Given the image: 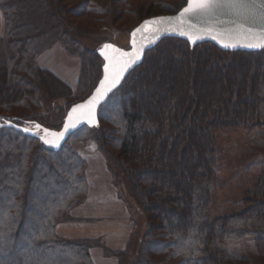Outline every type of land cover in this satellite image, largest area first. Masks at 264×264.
Segmentation results:
<instances>
[{
  "label": "trees",
  "instance_id": "trees-1",
  "mask_svg": "<svg viewBox=\"0 0 264 264\" xmlns=\"http://www.w3.org/2000/svg\"><path fill=\"white\" fill-rule=\"evenodd\" d=\"M30 1L0 0V17L2 13L7 30L4 37L0 36V107L8 113L19 105L27 107L24 99L9 105L8 97L17 92L30 93L32 97L37 91L35 81L8 70L12 65L16 71L27 70L25 59L36 52L45 37L29 35L33 23L26 19L23 10ZM108 1L115 4L120 0ZM153 1L142 11V17L164 11L176 13L186 4V0H180L166 8L159 4L164 0ZM78 7L84 13H100L103 6L97 0H82ZM47 48L38 50L36 65L29 74L39 71L53 81L50 72L37 62ZM229 53L237 61L232 68L238 70L237 76L230 79L231 89L227 82H221L214 92L209 85L211 77L206 75L196 79L202 93L198 99L189 66L211 64ZM21 56L24 60L15 65V59ZM71 56L80 59L81 71L77 90H71L77 96L68 110L93 92L102 77L104 63L98 52H92L90 58L79 53ZM219 64L222 65L220 60ZM86 65L93 67L92 75L86 74ZM159 67L164 68L168 83L156 81L147 85L148 75ZM184 71L186 75H182ZM220 73L219 70L213 79H218ZM245 86L247 93L237 100ZM25 114L15 116L14 122L46 126V117L39 112ZM0 118L6 119L2 113ZM261 120L264 121V49L225 52L211 42L191 47L185 40L165 38L146 52L143 62L100 107L99 126H84L71 135L66 143L73 152L66 143L58 152L49 151L37 138L4 127L0 121V264H95L91 249L98 246L99 240L69 238L59 233L60 225L80 221L73 211L84 204L88 195L87 161L72 140L95 142L104 156L103 144L117 148L118 156L112 157L114 163L127 175L132 194L143 200L144 210L153 212L148 217L149 230L141 251L125 264H251L245 256L228 249L249 239L254 241L264 264V174L248 191L253 201H246L242 213L214 219L209 213L211 192L216 185L213 132L254 123L260 127ZM189 137L195 146L185 142ZM181 143L184 144L180 147ZM44 152L52 154L53 160ZM173 173L178 177L174 178ZM178 191L185 200L167 204Z\"/></svg>",
  "mask_w": 264,
  "mask_h": 264
},
{
  "label": "rangeland",
  "instance_id": "rangeland-1",
  "mask_svg": "<svg viewBox=\"0 0 264 264\" xmlns=\"http://www.w3.org/2000/svg\"><path fill=\"white\" fill-rule=\"evenodd\" d=\"M81 1L31 0L27 3L23 11L26 14V19L33 23V28L31 32L29 30V35H34L39 38L45 37L36 52L31 57L25 59L27 70L16 71V66L14 65L8 70L12 74L18 73L23 77H28L32 81H35L37 83V91L36 93H32V97H30V93L23 94L21 92L14 93L12 95L13 97H8L7 102H9V105L12 104V101L24 99L27 107L24 108L23 105L18 104V107H13V113L5 112L0 107V113L7 120L14 122L16 120L15 116H24L29 111H36L41 116L46 117V120L44 119L45 127L59 130L67 114L68 106L75 101L77 95L75 92L71 93V89L69 90V87L53 73H48L53 81L39 71H34L33 75L29 74L30 68L36 65L38 50L61 42L68 56L79 53L90 58L92 52H98L107 42H112L121 48L128 49L130 47V33L132 29L140 24L143 19L148 18L142 17L140 14L149 3L154 2L153 0H120L112 4V1L97 0L103 6L101 7L102 11L100 13H84L82 8L78 7ZM178 1L180 0H164L163 2L159 1V4H164L166 8H172V5ZM170 13L164 11L163 13H156V15H151L150 17ZM6 32L5 17L1 13L0 36L4 37ZM61 40L64 41L70 54L67 52ZM177 56L179 57L180 55L178 54ZM22 60H24L22 56L18 57L15 59L14 64H20ZM219 60L222 65L219 64ZM219 60L215 59L211 64L210 62H205L197 65L195 68L189 66V77H193V80H195L193 87L195 89V96L198 99L201 98L202 93L197 88L196 79L201 77L205 78L206 75L211 77V79L209 78V85L213 86L214 92L218 90L217 88L221 82H227L229 90L231 89L230 83L232 81L230 79H232V76H237L238 74V70L232 68V65H236L237 61H235L233 55L230 53L220 55ZM249 61L252 64V61ZM59 64L63 66V63L60 61ZM86 66V74L92 75L93 67ZM219 70L221 72L220 76L218 79H213L212 76H217ZM184 74L185 71L182 75ZM148 76L147 85H151L152 82L156 81L162 82L163 85L168 83L165 79L164 68L159 67L153 75L149 74ZM152 78L153 80H151ZM206 89L209 90V88ZM246 90H248L247 86L240 90L237 100L243 97V93H247ZM207 95H209V92ZM33 97L36 98L35 101L37 100L35 104ZM217 106L222 107V104L218 103ZM61 110L63 111L60 112ZM52 112L56 115L59 113L60 116H54ZM103 113L101 111V115ZM258 123H260V127L257 126V123H254L251 126L244 125L237 128H218L213 132L216 156L214 164L216 170V185L211 192V204L209 206L211 219L242 213L246 209V203L250 199L253 201V196L251 197L248 191L256 187L264 174V121L261 120ZM72 141L71 143L73 145L77 144L75 143L76 141L74 143ZM185 142L193 144L192 137L187 138ZM67 143L65 144L67 149L69 148L73 152L70 144ZM183 144L181 143L180 147ZM193 146L195 145L193 144ZM103 148L106 156L105 161H95V164L90 165V171L92 176H101L103 173L107 175V183L111 181L114 184L113 186H116L118 189L120 202H118L115 210L109 209L108 211L104 208L107 206L102 207V209L98 208L99 210H103L102 212H107L101 213L102 215L109 216L110 212L112 216H107L105 221L98 222L94 226H89L86 229L85 235H100L105 233V237L102 236L106 243L103 249L107 256L113 258L110 259L111 261H107V264H125L126 261L131 262L133 257H136L141 251L142 241L149 230L150 220L148 217L149 214L150 216L153 215L151 214L153 212L148 214L147 210H144L143 200L138 195L132 194L127 182V175L114 163L112 157L118 156V149L110 145L107 147L104 144ZM67 149L64 150V153L67 152ZM45 154L46 157L53 160L54 156L52 154ZM182 154L183 160L185 158L184 150ZM168 169V166L165 165V170L168 171ZM172 176L177 178L178 174L173 173ZM81 189L83 191L85 190L84 182L81 185ZM99 196V193L92 194L93 198L91 197L88 202L89 204L81 211V215L90 214L96 208L95 205L97 200H99ZM174 196L169 201L172 203L168 202L167 204L175 205L185 200L181 191H178ZM114 203L116 204L117 201ZM79 206L74 209L73 216L76 215V212H80L81 208ZM121 211L125 213V218H122ZM113 218H115V221L112 222L111 219ZM108 220H111V222ZM118 222L120 223L119 225L117 224ZM75 224L69 223L67 224L69 226L60 225V233L62 232L61 234L64 235L77 234V228L79 227ZM129 227L128 236L126 233L123 237L122 232ZM122 244H125V246L119 248L118 246H122ZM228 249L231 253L245 256L251 264H263L260 253L252 239L233 244ZM122 253L124 254L120 259L119 255ZM96 256L100 261L103 259V263L101 262V264H105V259L101 253L96 254Z\"/></svg>",
  "mask_w": 264,
  "mask_h": 264
},
{
  "label": "snow or ice",
  "instance_id": "snow-or-ice-1",
  "mask_svg": "<svg viewBox=\"0 0 264 264\" xmlns=\"http://www.w3.org/2000/svg\"><path fill=\"white\" fill-rule=\"evenodd\" d=\"M186 3L187 6L178 16L146 20L135 29L131 33L132 51L105 43L99 50V55L106 62L103 64L104 77L95 94L85 103L72 107L62 131L53 132L43 128L39 140L44 145L59 148L65 135L81 121H86L90 126H99L96 119L97 105L113 92L124 73L143 53L145 44L142 42L137 45L138 33H150L152 43L162 35L175 34L186 37L193 44L207 37L216 40L225 49L234 50L237 46L264 49V0H186ZM35 129L37 131L33 132L25 127L23 131L37 135L41 125L36 124Z\"/></svg>",
  "mask_w": 264,
  "mask_h": 264
},
{
  "label": "crops",
  "instance_id": "crops-1",
  "mask_svg": "<svg viewBox=\"0 0 264 264\" xmlns=\"http://www.w3.org/2000/svg\"><path fill=\"white\" fill-rule=\"evenodd\" d=\"M59 61L63 63V66H60ZM37 62L42 69L53 73L71 90H77L81 71V61L76 56H68L61 43H55L44 51H42L41 54L38 56ZM75 143H77L76 145L74 144L76 150L87 161L88 195L84 204L80 206V212L77 213L75 211L76 216L79 217L80 221L71 222L76 223L75 225L79 227L77 228V234L64 235L61 234L62 232L60 233V231L59 233L69 238H88L99 240L100 242L98 246L91 249V257L93 258L95 264H101V262L103 263V259L102 261H100L99 258L96 256V254L98 255L99 253H101L103 258L105 259V264H107V261H111L110 259L113 258L107 256L105 254V250L103 249V246L106 244L103 240V237H105V233H102L100 235H85V233L86 229L89 226H94V224L96 225V223L103 222L106 220L108 215H102L101 213L107 212H102L103 210H99L98 208L102 209V207L107 206L104 207L106 208V210H115V207L118 205V202H120V195L117 191V187H114V184L111 181L107 183V175L103 173L101 176H92L91 174L90 167L95 164L94 162H100L103 160L105 161L106 159L101 150L99 149L98 145L92 141H76ZM94 193L100 194L99 200H97V203L95 205L97 209H93L90 214L87 213L88 215H81V211L86 207L87 204H89L88 202L90 201L92 194ZM115 201H117L116 204L114 203ZM106 202L107 204H105ZM121 213L122 218H125V213L123 211H121ZM110 216H112V214L109 212L108 217ZM111 220L113 222L115 221V218ZM111 220L108 221L111 222ZM67 224L69 223L62 224L61 226H69ZM117 224L119 225L120 223L118 222ZM129 229L130 227L122 232L123 237L126 235V233L128 236ZM124 246L125 244H122V246L120 245L118 247L123 248Z\"/></svg>",
  "mask_w": 264,
  "mask_h": 264
},
{
  "label": "water",
  "instance_id": "water-1",
  "mask_svg": "<svg viewBox=\"0 0 264 264\" xmlns=\"http://www.w3.org/2000/svg\"><path fill=\"white\" fill-rule=\"evenodd\" d=\"M186 6H187V3H186V4H185V5H184V6H183L178 12H176V13H174V14H164V15H158V16H153V17L146 18V19L143 20L138 26H136V27L131 31V33H132L135 29L141 27V26L143 25V22L146 21V20H152V19H157V18H162V17H163V18H167V17H176V16H178V15L180 14V12H181V11L183 10V8L186 7ZM222 19H224V18H222ZM193 22H194V23H197L196 21H193ZM131 33H130V47H129L128 49L121 48V47H119L118 45H116V44H114V43H112V42H107V43H111V44H113L115 47L121 48L122 50H125V51H132V47H131L132 36H131ZM150 35H151L150 33H138V34H137V45L139 46V44L142 43V42L145 44V47H144L143 53H142L140 59H139L134 65H132V66H131V67H130V68L124 73L123 78L121 79L120 83L116 86V88L113 89V92H112V93H109L108 96L105 97V99H104L103 101H101V102L97 105V108H96V119H97V121H98V125H99V109H100V107H101L104 103H106L107 100L109 99V97H110V96H111V95H112V94H113V93H114V92H115V91L121 86V84L124 82L125 78H126V77H127V76H128V75H129V74H130V73L136 68V67H138V66L143 62L146 52L149 51L150 49L154 48L155 46H157V45H158L163 39H165V38H177V39L185 40V41H187V42L190 44L191 47H195L197 44H200V43L211 42V43L215 44L219 49H221L222 51H225V52H237V51L258 52V51L263 50V49H251V48H246V47H242V46H237V48H235L234 50H233V49H225V48L222 47V45H221L220 43H218L216 40H213V39H210V38H207V37H205L204 39L199 40V41H197L195 44H193V43H192L191 41H189L186 37H184V36H180V35H175V34H173V35H162V36L160 37V39H158V40H156L154 43H152V42L150 41ZM100 49H101V48H100ZM100 49H99V50H100ZM99 50H98V54H99ZM102 59H103V57H102ZM103 62L106 63L104 60H103ZM104 63H103V64H104ZM103 77H104V72H103V67H102V77H101L100 80H102ZM100 80H99V82H100ZM99 82H98L97 86L95 87V89L93 90V92H92V93H91V94H90L85 100L80 101V102H77V103L73 104V105L69 108V110H68V112H67V114H66V116H65V118H64V122H63V124H62V127H61L59 130H56V129H50V128H48V129H49L50 131H53V132H59V131H62V130H63V125H64V123L67 121L68 113L71 112L72 107L75 106V105H77V104H83V103H85V102H86V101H87L92 95H94V94H95V90H96V88L99 87ZM0 121L2 122V125H3L4 127H8V128H11V129L16 130V131H18V132H22L23 134L28 135V136H31V137H34V138H37L38 140H39V135H43L42 129H43V128H47V127H45V126L39 124V125H41V130L37 133V135H33L31 132H24L23 129H24L25 127H27V128H29V129H31L33 132H36L37 130L35 129V125L38 124V123L34 124V126H32V127H29V126H27V125H19V124L13 122V121H11V120H7V119H1V118H0ZM8 122H11V123L9 124ZM84 126H88V127H91V128H95V126H90V125H88L86 121H81L80 123H78V124L76 125V127H75L74 129H71V130L65 135L64 139L60 142V147H59V148L51 147V146H49V145H44L42 141H40V140H39V141L42 143V145L44 146L45 149H47V150H49V151H52V152H58V151L63 147V145L69 140V138L71 137V135H72L73 133H75L77 130H79L80 128L84 127Z\"/></svg>",
  "mask_w": 264,
  "mask_h": 264
}]
</instances>
